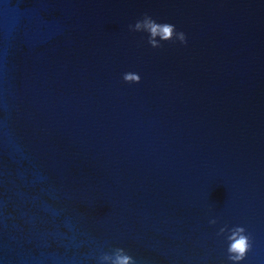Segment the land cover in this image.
<instances>
[{"label":"water","instance_id":"obj_1","mask_svg":"<svg viewBox=\"0 0 264 264\" xmlns=\"http://www.w3.org/2000/svg\"><path fill=\"white\" fill-rule=\"evenodd\" d=\"M117 249L264 264V0H0V264Z\"/></svg>","mask_w":264,"mask_h":264},{"label":"clouds","instance_id":"obj_2","mask_svg":"<svg viewBox=\"0 0 264 264\" xmlns=\"http://www.w3.org/2000/svg\"><path fill=\"white\" fill-rule=\"evenodd\" d=\"M143 28L149 33L148 44L153 48L160 47L157 44L155 37L159 36L161 40L168 41L170 40L174 33L176 34L179 41L183 44L186 42V37L183 32H175V25L169 23H157L151 16L145 14L142 20H138L135 23V30L139 31ZM124 80L127 81H137L138 77L131 74H125ZM243 228H237L230 239L233 243L229 247L230 253H235L234 256H229L230 260L238 261L243 259L245 252L249 249V238L243 234L238 235V233H243ZM103 260H109L110 257L105 255L102 257ZM112 259V264H131V257L124 255L122 249H117L114 258Z\"/></svg>","mask_w":264,"mask_h":264}]
</instances>
